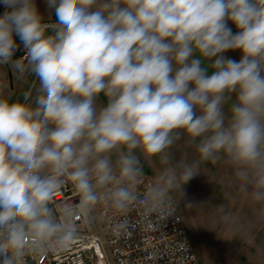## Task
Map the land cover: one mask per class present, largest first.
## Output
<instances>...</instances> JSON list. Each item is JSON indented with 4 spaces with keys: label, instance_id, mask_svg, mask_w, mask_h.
Segmentation results:
<instances>
[{
    "label": "clouds",
    "instance_id": "clouds-1",
    "mask_svg": "<svg viewBox=\"0 0 264 264\" xmlns=\"http://www.w3.org/2000/svg\"><path fill=\"white\" fill-rule=\"evenodd\" d=\"M45 3L47 22L35 0H0V65L22 48L38 82L0 94V264L69 248L100 206L117 235L138 207L175 217L208 164L264 213V0ZM69 189L78 202L56 199Z\"/></svg>",
    "mask_w": 264,
    "mask_h": 264
},
{
    "label": "rangeland",
    "instance_id": "rangeland-1",
    "mask_svg": "<svg viewBox=\"0 0 264 264\" xmlns=\"http://www.w3.org/2000/svg\"><path fill=\"white\" fill-rule=\"evenodd\" d=\"M4 11L0 5V14ZM51 16L54 20V13ZM48 18L44 17L46 22ZM226 55L240 59L239 51H230ZM21 60L25 62L26 56ZM37 86L38 82L26 66L0 65V94L14 101L22 99L26 92L34 95ZM174 151L177 158L184 152L189 159L195 156L194 148L180 146ZM161 167L159 160L154 159L145 164V175L156 178ZM201 171L185 186L187 200L196 206L187 209L181 201L179 210L198 263L264 264V213L234 187L228 166L208 164Z\"/></svg>",
    "mask_w": 264,
    "mask_h": 264
},
{
    "label": "built area",
    "instance_id": "built-area-1",
    "mask_svg": "<svg viewBox=\"0 0 264 264\" xmlns=\"http://www.w3.org/2000/svg\"><path fill=\"white\" fill-rule=\"evenodd\" d=\"M155 178L144 175L140 190L150 187ZM57 200L78 202L72 190L60 192ZM131 235H117L114 224L118 213L97 208L94 221L86 225L69 248L37 255L30 264H199L179 210L175 217H162L138 207L128 213Z\"/></svg>",
    "mask_w": 264,
    "mask_h": 264
},
{
    "label": "crops",
    "instance_id": "crops-1",
    "mask_svg": "<svg viewBox=\"0 0 264 264\" xmlns=\"http://www.w3.org/2000/svg\"><path fill=\"white\" fill-rule=\"evenodd\" d=\"M41 1L42 0H37V1L35 0V3L37 5V7H38L39 12L42 14L43 17L46 18L50 14L49 13V9L47 8V6H43L46 3H41ZM52 13H54V12H52Z\"/></svg>",
    "mask_w": 264,
    "mask_h": 264
},
{
    "label": "flooded vegetation",
    "instance_id": "flooded-vegetation-1",
    "mask_svg": "<svg viewBox=\"0 0 264 264\" xmlns=\"http://www.w3.org/2000/svg\"><path fill=\"white\" fill-rule=\"evenodd\" d=\"M24 55H25V53H24L23 49L21 48V50L18 51V52L16 53V56H18L20 62L16 60V56H15V57L13 58V59L15 60V64H17L18 66H19L20 64H23L24 67H25L27 62H26V61L24 62L23 60H21V58L24 57ZM24 67H23V68H24Z\"/></svg>",
    "mask_w": 264,
    "mask_h": 264
},
{
    "label": "water",
    "instance_id": "water-1",
    "mask_svg": "<svg viewBox=\"0 0 264 264\" xmlns=\"http://www.w3.org/2000/svg\"><path fill=\"white\" fill-rule=\"evenodd\" d=\"M16 60L20 62V60H19L18 56H16ZM20 67H21V68H23V67H24V65H23V64H20Z\"/></svg>",
    "mask_w": 264,
    "mask_h": 264
}]
</instances>
